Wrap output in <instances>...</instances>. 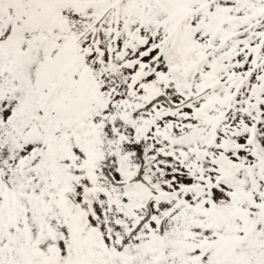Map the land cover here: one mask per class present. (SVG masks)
I'll return each instance as SVG.
<instances>
[{"label":"snow or ice","instance_id":"6c2138e0","mask_svg":"<svg viewBox=\"0 0 264 264\" xmlns=\"http://www.w3.org/2000/svg\"><path fill=\"white\" fill-rule=\"evenodd\" d=\"M0 264H264V0H0Z\"/></svg>","mask_w":264,"mask_h":264}]
</instances>
